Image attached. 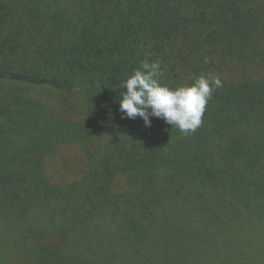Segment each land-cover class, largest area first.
<instances>
[{
	"label": "trees",
	"instance_id": "1",
	"mask_svg": "<svg viewBox=\"0 0 264 264\" xmlns=\"http://www.w3.org/2000/svg\"><path fill=\"white\" fill-rule=\"evenodd\" d=\"M144 60L219 76L195 133L121 118ZM0 226L19 264H264V0H0Z\"/></svg>",
	"mask_w": 264,
	"mask_h": 264
},
{
	"label": "clouds",
	"instance_id": "2",
	"mask_svg": "<svg viewBox=\"0 0 264 264\" xmlns=\"http://www.w3.org/2000/svg\"><path fill=\"white\" fill-rule=\"evenodd\" d=\"M162 75L160 61L144 60L120 83L124 89L119 100L121 118L139 117L146 127L151 126V118L163 119L184 135L195 133L213 92L222 87L221 79L212 73L201 74L190 86L170 88L161 84Z\"/></svg>",
	"mask_w": 264,
	"mask_h": 264
},
{
	"label": "rangeland",
	"instance_id": "3",
	"mask_svg": "<svg viewBox=\"0 0 264 264\" xmlns=\"http://www.w3.org/2000/svg\"><path fill=\"white\" fill-rule=\"evenodd\" d=\"M19 252L20 249L17 244L9 243L0 238V264H19Z\"/></svg>",
	"mask_w": 264,
	"mask_h": 264
}]
</instances>
